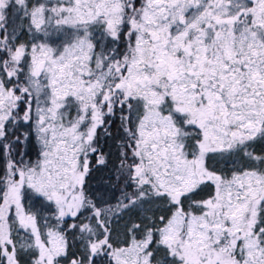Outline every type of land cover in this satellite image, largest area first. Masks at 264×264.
<instances>
[{
  "label": "snow or ice",
  "instance_id": "snow-or-ice-1",
  "mask_svg": "<svg viewBox=\"0 0 264 264\" xmlns=\"http://www.w3.org/2000/svg\"><path fill=\"white\" fill-rule=\"evenodd\" d=\"M0 264H264V0H0Z\"/></svg>",
  "mask_w": 264,
  "mask_h": 264
}]
</instances>
